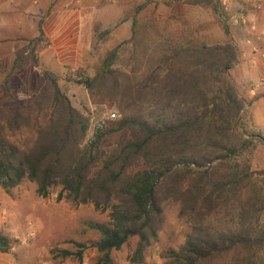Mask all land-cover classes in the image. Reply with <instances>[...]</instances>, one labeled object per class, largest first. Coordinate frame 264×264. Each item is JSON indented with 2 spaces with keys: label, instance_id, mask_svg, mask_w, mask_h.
Masks as SVG:
<instances>
[{
  "label": "trees",
  "instance_id": "obj_1",
  "mask_svg": "<svg viewBox=\"0 0 264 264\" xmlns=\"http://www.w3.org/2000/svg\"><path fill=\"white\" fill-rule=\"evenodd\" d=\"M187 1L212 9L219 19L224 13L220 0ZM221 24L229 37L230 28ZM39 29L43 33L42 23ZM132 30L128 43L138 59L124 90L123 117L87 143L89 117L72 105L51 72H45L47 84L34 104L7 111L0 103V188L9 193L30 181L38 196L47 198L51 188L61 186L58 200L110 210L109 222L86 224L99 235L90 242L100 255L95 264H117L113 253L133 238L137 245L130 260L143 264L169 203L178 204L179 216L192 219L193 226L183 245L162 254L167 264H257L264 246V230L257 228L260 193L249 168L227 169L253 143L240 130L249 101L231 76L241 62L237 43L185 39L155 47L144 28L135 40L137 20ZM43 40L41 35L34 41L35 63ZM121 48L107 51L94 78L76 74L75 81L100 92L117 74ZM24 132L33 136L31 147L17 141ZM120 133L125 136L119 146L107 153V139ZM17 243L0 230V252ZM71 243L73 249H52L53 258L82 263L89 242Z\"/></svg>",
  "mask_w": 264,
  "mask_h": 264
},
{
  "label": "rangeland",
  "instance_id": "obj_2",
  "mask_svg": "<svg viewBox=\"0 0 264 264\" xmlns=\"http://www.w3.org/2000/svg\"><path fill=\"white\" fill-rule=\"evenodd\" d=\"M111 1L108 6L115 8L114 12L117 13L121 10L122 18L137 20L136 41L144 28L155 47H171L185 39L215 45L233 38L237 43L241 62L231 71V76L241 94L249 101L241 118L240 130L251 137L253 143L230 161L227 169L235 168V164L240 165V170L249 168L252 185L260 193L258 206L262 208L257 228L264 230V105L260 102L264 94L250 96L255 85L264 80V60L255 54V48L264 46V0H227L226 5L224 0H220L224 9L221 19L212 9L187 0ZM24 2L29 4L30 9L33 4L35 11L42 14L44 8L40 2L35 4L33 0H22L21 4ZM3 3L10 10L4 13V24H0V103L4 109L8 111L16 106L34 104L42 87L47 84L45 72H51L59 76L58 83L72 105L89 117V128L98 120L105 119L107 129L122 119L120 106L123 104L124 90H128L129 82L135 76L138 59L133 44L128 43L133 36V26L127 31H119V21L106 26H87L82 34L85 55L63 59L57 72H52L42 66L39 58L42 49L50 46L45 39L36 46L34 54L38 63L30 59L34 41L41 35L44 38V33L40 32L39 26L31 29L28 16L15 11L19 3L17 0H3ZM261 3L263 8L258 9ZM143 4H147V7L138 13L139 6ZM21 20L25 22L24 28L18 27ZM221 20L230 28L229 37ZM119 45H122L120 59L114 66L117 74L108 79L100 92H92L75 81L76 74L94 78L107 51ZM114 81L117 84H113ZM112 113L117 117L108 120ZM124 136V133H120L108 138L104 150L112 152ZM17 141L26 148L31 147L33 136L30 132H24L18 135ZM36 190V184L30 181H25L9 193L0 188V230L18 240L10 252H0V264H95L100 255L90 247V242L98 241L99 235L86 224L109 222L111 211L97 210L93 204L74 205L64 199L58 200L61 186L51 188L47 198L39 197ZM179 212L178 204L166 205L164 224L158 239L148 249L143 264H167L162 254L169 248L178 249L185 243L193 220L181 218ZM72 241L89 242L83 262L75 259L55 260L51 250L73 249ZM136 245L137 238H133L121 251H115L113 256L116 263L133 264L130 258ZM255 261L264 264V246L258 249Z\"/></svg>",
  "mask_w": 264,
  "mask_h": 264
},
{
  "label": "crops",
  "instance_id": "obj_3",
  "mask_svg": "<svg viewBox=\"0 0 264 264\" xmlns=\"http://www.w3.org/2000/svg\"><path fill=\"white\" fill-rule=\"evenodd\" d=\"M17 1L19 3L15 11L19 15L28 16L31 29H35L42 23L45 42L50 43V46L42 49L39 58L42 66L52 72H57L56 69L59 68L63 59L81 58L85 55L86 47L82 45V34L87 26H106L119 21L121 22L119 31H127L134 23V20L122 18L121 10L117 9L119 12H114L115 8L108 6L111 0H33L40 2L44 8L42 14L35 11L33 4L30 9L29 4L25 2L21 4L22 0ZM27 11L30 13L27 14ZM7 12L10 10L6 9L3 0H0V24L2 25L5 22L3 18L6 14L4 13ZM114 15L115 19H113ZM24 23L23 20L18 21V27L24 28ZM259 94H264V90L257 91L256 95L250 91L252 97ZM260 102L264 105V98Z\"/></svg>",
  "mask_w": 264,
  "mask_h": 264
},
{
  "label": "built area",
  "instance_id": "obj_4",
  "mask_svg": "<svg viewBox=\"0 0 264 264\" xmlns=\"http://www.w3.org/2000/svg\"><path fill=\"white\" fill-rule=\"evenodd\" d=\"M38 2L36 1L35 4H37ZM224 5L227 4V0L223 1ZM258 9H262L263 8V4H259L257 6ZM255 54L258 55L262 60H264V46H262V48H255ZM259 90H264V80L257 83L254 87V89L251 90V93L253 95L257 94V91ZM117 117V115L115 113L110 114V116L108 117V120H114ZM107 126V120L105 119H101L98 120L96 123H94L91 128H89L88 130V134H87V138L88 141L92 140L95 138L96 135H98L101 131H103Z\"/></svg>",
  "mask_w": 264,
  "mask_h": 264
}]
</instances>
